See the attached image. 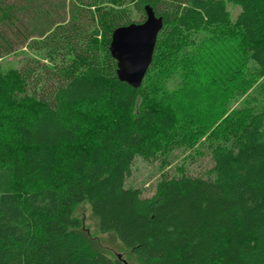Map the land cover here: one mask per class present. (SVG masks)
Here are the masks:
<instances>
[{
  "label": "trees",
  "instance_id": "obj_1",
  "mask_svg": "<svg viewBox=\"0 0 264 264\" xmlns=\"http://www.w3.org/2000/svg\"><path fill=\"white\" fill-rule=\"evenodd\" d=\"M123 3L163 18L136 89L108 48ZM19 46L43 58L3 71ZM187 81L245 97L213 127L182 103ZM167 133L205 134L213 165L144 197L125 182ZM83 201L141 264H264V0H0V264H122L73 216Z\"/></svg>",
  "mask_w": 264,
  "mask_h": 264
},
{
  "label": "rangeland",
  "instance_id": "obj_2",
  "mask_svg": "<svg viewBox=\"0 0 264 264\" xmlns=\"http://www.w3.org/2000/svg\"><path fill=\"white\" fill-rule=\"evenodd\" d=\"M120 6L125 8V19L135 22L144 18L141 12L132 7V4L123 3ZM230 10V16L234 19L240 9L237 6H230ZM191 36L192 35H190V37ZM223 53H225V51H223ZM36 58L41 60L43 56L37 50L30 49L29 46H19L13 53L10 52L2 56L1 68L3 71L20 69L23 64ZM186 72H189V70ZM191 74L192 72L188 73L187 78H190ZM173 83L177 84L176 81ZM184 83V85L187 84V90H185L187 96L184 97L185 99L182 103L184 105H191L193 110L194 108L201 107L198 111V116L202 119H217L215 123L212 124L213 127L214 125L221 124L223 119L230 116L234 109L240 105V99L245 97L236 98V96H233L232 100L227 104V101L221 99L222 95H220V91H218V89L217 91L216 89H211V86L208 84L204 86L203 82L200 83V81H194L192 83L187 81ZM204 83H207V79H205ZM198 85L199 90H197ZM256 88L257 87L254 88V91L251 88L247 94L250 92L253 94L256 93ZM198 98H202L201 103H199ZM224 109L227 110L222 113ZM173 136V134L167 133L163 142L162 151L158 152L154 158L135 157L133 167L131 168V174L127 178V182H125L126 187L131 186L143 189L142 195L144 197H150L155 195L157 182L164 176L177 175L178 168L181 166H183L185 170H189L193 175H206L211 165H213L210 153L207 152L206 147L201 143V140L207 136L204 134L200 140H196L193 143L191 141L180 143L176 141L172 144ZM199 152L202 154L198 155ZM191 154L198 155L195 156V161L192 163H190L188 159V156ZM73 216L81 221V227L84 229L85 233L90 236V239L100 252L107 254L114 260H122V264H141L139 258L121 243L117 235L113 232L99 231V220L92 213V206L88 201L77 204L73 211Z\"/></svg>",
  "mask_w": 264,
  "mask_h": 264
},
{
  "label": "water",
  "instance_id": "obj_3",
  "mask_svg": "<svg viewBox=\"0 0 264 264\" xmlns=\"http://www.w3.org/2000/svg\"><path fill=\"white\" fill-rule=\"evenodd\" d=\"M146 18L140 22H129L117 26L110 36L109 52L116 61L117 78L132 87L143 83L154 56L157 36L163 28V18L147 4Z\"/></svg>",
  "mask_w": 264,
  "mask_h": 264
}]
</instances>
